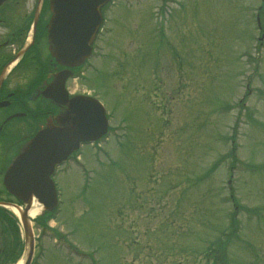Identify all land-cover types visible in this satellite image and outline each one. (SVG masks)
Here are the masks:
<instances>
[{
    "label": "rangeland",
    "instance_id": "rangeland-1",
    "mask_svg": "<svg viewBox=\"0 0 264 264\" xmlns=\"http://www.w3.org/2000/svg\"><path fill=\"white\" fill-rule=\"evenodd\" d=\"M128 1L79 82L110 132L56 172L34 264H224L231 214L229 263L264 264V1Z\"/></svg>",
    "mask_w": 264,
    "mask_h": 264
},
{
    "label": "flooded vegetation",
    "instance_id": "flooded-vegetation-1",
    "mask_svg": "<svg viewBox=\"0 0 264 264\" xmlns=\"http://www.w3.org/2000/svg\"><path fill=\"white\" fill-rule=\"evenodd\" d=\"M50 0H0V264H12L21 240L10 206L19 200L9 193L6 174L23 147L69 109L60 102L78 93L79 73L59 63L49 51ZM37 21V25L36 24ZM70 75L62 85L57 76ZM66 89V90H65Z\"/></svg>",
    "mask_w": 264,
    "mask_h": 264
},
{
    "label": "water",
    "instance_id": "water-1",
    "mask_svg": "<svg viewBox=\"0 0 264 264\" xmlns=\"http://www.w3.org/2000/svg\"><path fill=\"white\" fill-rule=\"evenodd\" d=\"M109 0H51L50 50L64 66H79L92 55V44L102 24L100 8ZM57 76L55 85L62 89L68 72ZM58 119L59 126L41 131L14 160L7 177L8 190L26 204L21 211L27 241L26 263L31 264L35 241L28 217L35 199L47 211L57 206L52 179L55 168L68 160L81 144L93 143L108 132L105 107L94 98L81 97L71 102Z\"/></svg>",
    "mask_w": 264,
    "mask_h": 264
},
{
    "label": "trees",
    "instance_id": "trees-1",
    "mask_svg": "<svg viewBox=\"0 0 264 264\" xmlns=\"http://www.w3.org/2000/svg\"><path fill=\"white\" fill-rule=\"evenodd\" d=\"M232 157H233L234 161H236L234 151H232ZM234 167H235V164L232 166V168H234ZM229 220H230V222L226 225L225 228H223L221 237L218 238V240H217V244L215 245V242L213 243V247L216 246L215 249L220 254L221 259L223 260L224 264H230L228 259H227L226 253H227V250H229V246L231 245V241H232L231 237L234 236L235 234H237L236 231H237L238 226H239V221L237 220V218H235L234 215L231 214V217ZM228 229L231 231V233H229ZM224 235H228V236L224 241H222L221 239H222V237H225ZM216 250H214V252ZM228 257H229V255H228ZM17 259H18V256H16L15 260H17Z\"/></svg>",
    "mask_w": 264,
    "mask_h": 264
},
{
    "label": "bare ground",
    "instance_id": "bare-ground-1",
    "mask_svg": "<svg viewBox=\"0 0 264 264\" xmlns=\"http://www.w3.org/2000/svg\"><path fill=\"white\" fill-rule=\"evenodd\" d=\"M40 213H41V208L39 204H35V207H33V209L30 212L31 217H36ZM19 264H22V262H20Z\"/></svg>",
    "mask_w": 264,
    "mask_h": 264
}]
</instances>
